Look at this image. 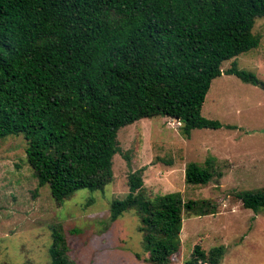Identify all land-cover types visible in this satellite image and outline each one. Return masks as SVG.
Segmentation results:
<instances>
[{"label": "trees", "instance_id": "1", "mask_svg": "<svg viewBox=\"0 0 264 264\" xmlns=\"http://www.w3.org/2000/svg\"><path fill=\"white\" fill-rule=\"evenodd\" d=\"M262 17L264 0H0V139L24 137L38 187L59 204L79 190L103 191L121 128L159 116L179 122L185 138L222 127L201 114L206 94L223 73L257 82L235 59L259 46L252 29ZM215 163H188L184 182L221 177ZM143 171L128 174V194L111 202L109 219L134 213L144 261L171 264L183 219L215 214L217 205L177 192L151 197ZM235 197L245 209L264 208V186ZM68 250L54 230L51 264H75ZM224 253L199 242L184 264H219Z\"/></svg>", "mask_w": 264, "mask_h": 264}, {"label": "rangeland", "instance_id": "2", "mask_svg": "<svg viewBox=\"0 0 264 264\" xmlns=\"http://www.w3.org/2000/svg\"><path fill=\"white\" fill-rule=\"evenodd\" d=\"M252 34L260 38L259 46L238 55L235 64L257 82L245 83L223 73L212 81L202 106V116L222 127L194 129L185 138L179 122L159 116L121 128L114 178L103 191L79 190L59 204L47 185L38 187L27 164L24 137L0 139V264H51L54 230L65 238L75 264H149L134 213L125 212L114 222L109 219L111 202L128 194V174L141 168L147 195L177 192L184 201L210 199L220 212L213 223L208 218L184 219L182 247L171 264L189 259L194 243L208 247L212 241L204 234L209 228L220 229L228 220L250 225L253 211H244L235 193L264 186V17L256 20ZM232 62H224L222 69L231 68ZM208 158L215 160L221 177L205 186L187 185V164L202 166Z\"/></svg>", "mask_w": 264, "mask_h": 264}, {"label": "crops", "instance_id": "3", "mask_svg": "<svg viewBox=\"0 0 264 264\" xmlns=\"http://www.w3.org/2000/svg\"><path fill=\"white\" fill-rule=\"evenodd\" d=\"M239 203V205H241V202ZM234 206L236 207V205ZM230 207L231 214H234L233 205H230ZM219 215L220 212H217L212 215L194 218H208L210 219V223H213V220L217 219ZM242 215L244 216V212ZM235 216L236 214L232 218L234 219ZM251 216V224L248 226L241 222L238 225V220L234 219L237 223L228 220L226 226L223 227L222 225L220 229L215 227L207 229L206 235L204 234V239L212 242L207 245L208 247L203 246L201 243L202 247L208 250L215 247V245H212L215 242L223 245L225 247V253L219 264H264V211L259 210L258 212H253ZM238 219L241 220V218ZM183 223L184 219L182 222L180 238L183 234ZM194 245H196V243L193 244L192 250ZM186 260L188 259H184L181 264H184L183 262Z\"/></svg>", "mask_w": 264, "mask_h": 264}]
</instances>
